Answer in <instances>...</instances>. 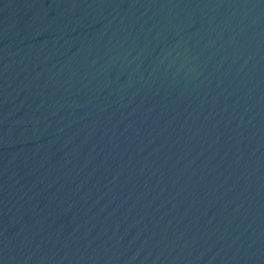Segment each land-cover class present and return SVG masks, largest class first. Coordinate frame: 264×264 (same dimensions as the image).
Listing matches in <instances>:
<instances>
[{"label":"water","instance_id":"water-1","mask_svg":"<svg viewBox=\"0 0 264 264\" xmlns=\"http://www.w3.org/2000/svg\"><path fill=\"white\" fill-rule=\"evenodd\" d=\"M0 264H264V0H0Z\"/></svg>","mask_w":264,"mask_h":264}]
</instances>
